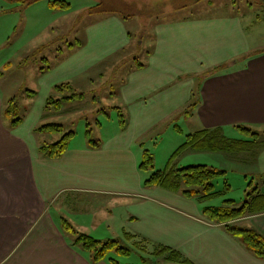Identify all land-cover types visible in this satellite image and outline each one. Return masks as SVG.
<instances>
[{"label":"crops","instance_id":"crops-1","mask_svg":"<svg viewBox=\"0 0 264 264\" xmlns=\"http://www.w3.org/2000/svg\"><path fill=\"white\" fill-rule=\"evenodd\" d=\"M50 1L48 6L55 12ZM66 1L69 6L62 12L71 8L70 0ZM82 1L73 29L79 37H70L50 58L43 57V65L33 63L35 86L24 82L25 88L11 97L10 87L0 82V264H109L107 259L92 263L89 253L74 243L75 235L61 223L64 218L75 231L91 235L90 215L95 218V212H110L118 226L115 232L133 235L132 242L142 250L151 254L157 246L175 250L180 259L171 262L264 264L240 237L203 214L207 201L145 185L147 176L143 178L139 169L146 134L181 115L194 100L197 104L190 117L199 126L188 133L214 128L225 132L238 124L264 125V51L254 53L264 46L256 33L248 32L245 20L252 23L255 18L243 9L245 3ZM97 4L101 7L90 11ZM63 18L65 22L71 16L64 13ZM65 26L67 33L70 24L65 22ZM137 34L141 42L147 40L144 60L133 57L129 66H123L117 59L115 73L120 74L122 66L127 70L113 85L115 80L105 77L104 64L133 46ZM217 65L224 67L204 76ZM95 79L109 90L114 86L110 94L119 101L114 105L121 115L118 123L97 142L87 140L92 134L87 130L82 140L72 133L60 157H47L41 146L55 142L57 133H63L60 123L61 132L42 128L58 123L47 114L49 97L56 93L63 102L84 101L86 93L78 88ZM62 83L69 85L57 91ZM13 100L17 104L14 115L5 112ZM18 100L23 101L22 110ZM61 107L60 102L54 108L58 112ZM92 110L95 115L106 114V109ZM12 116L19 120L14 122ZM96 125L102 130L101 122L96 120ZM187 150L193 149L181 153ZM87 210L91 212L86 214ZM234 223L264 236V211ZM153 255L169 261L166 254Z\"/></svg>","mask_w":264,"mask_h":264},{"label":"rangeland","instance_id":"rangeland-1","mask_svg":"<svg viewBox=\"0 0 264 264\" xmlns=\"http://www.w3.org/2000/svg\"><path fill=\"white\" fill-rule=\"evenodd\" d=\"M164 1L170 4L169 2L174 0ZM191 1L188 0V2ZM246 1H251V3L246 4ZM69 2L71 8L68 9V12H62V9L57 7H53L56 10L52 12L47 0H0V72H2L0 82L2 86L8 85L10 87L11 97L18 94V90L21 92L25 88L23 86L24 82H29L31 86H35L34 79L36 76L31 74V69H35L34 62L43 65V57L50 58L52 53L54 54L58 51L56 50L58 47L66 45L70 37H79L80 33L73 31V29L76 28V22L81 16L76 11V8L80 5L83 6L84 2L82 0H70ZM236 2L239 3V6L241 3H245V6L242 4L243 9L249 10V14L255 18L252 23L245 20L248 25V32L250 34L256 33L261 39L259 40L258 38V41L262 42L261 45L264 46L263 1L236 0ZM64 13L72 18L65 21L70 24V30L67 33H64L63 29V27L66 28L65 18H63ZM49 20H52V25H47ZM45 25L47 26L46 29H44ZM81 27L82 24L78 26L79 29ZM146 44L147 40L145 39L144 42H141L140 34H137L133 46L120 51L116 54L117 57L113 56L104 64L106 66L105 77L114 79L115 82L112 83L114 85L116 80L119 77L121 78L127 70V67L123 66H129L134 60L132 59L133 57H137L140 61L144 60L147 50ZM117 59L119 62H123L120 74L117 70L115 73L114 69ZM5 64L9 65L5 67ZM112 84L109 87L111 91L114 88ZM78 89V91L86 93L84 101L63 102L61 95L51 94L48 99L50 104L46 105L47 114L51 120L53 119L62 124L63 133L71 131L75 133L76 140H82L85 139V130H87L90 134L92 133L87 137V140L91 139L97 142L102 136H108L112 132V127L115 123H118L119 110L114 105L118 104L119 101L114 94H110L111 91L108 87H104L97 79L91 84L82 82L81 87ZM57 98L62 99V107L58 112L53 106L54 102H51ZM18 101L20 102L19 108L22 110L23 101ZM96 107L106 109V114L95 115L92 109ZM16 117L18 116L10 118L14 120ZM170 118L163 121L162 124H158L153 131L148 132L143 138L144 149L147 148L153 158V166L141 172L143 178L155 170L162 169L170 155L179 146V140L182 142L190 130L199 126L196 118L186 117L183 114ZM96 120L101 122L102 130H99L100 127L96 125ZM238 126L248 127L242 124L234 125L230 130L225 131L224 134L230 138H252V135L241 130ZM179 127H181V132H178ZM251 128L259 133V139L262 141L256 147L248 148L241 152L187 150L174 159L172 164L176 167L200 163L225 171L214 179V189L219 191L220 194L208 200L206 204L219 206L224 204L223 201L225 199H234L235 203L233 205L240 206L243 201L248 199V193H251L254 187L257 188V191L262 192L264 190V125H255ZM61 135L62 133H57V140ZM46 137L49 139L53 138V136ZM142 160L143 155H141L140 161ZM226 183L229 185L227 190H225ZM87 212L91 211L87 210L86 214ZM94 214L96 215L95 218L91 216L92 214L90 215L91 221L94 222L93 231H91L93 237L102 242L116 238L119 240L120 245L130 249L129 255L116 254L114 252L108 253L106 259L109 264H153V262L155 264H180L164 260L161 257L154 258L151 252L142 250L132 240L124 238L123 235L120 236L119 233L115 232L118 231V226L112 219L110 212L105 214L95 212ZM110 257L116 260L117 263L110 260Z\"/></svg>","mask_w":264,"mask_h":264},{"label":"trees","instance_id":"trees-1","mask_svg":"<svg viewBox=\"0 0 264 264\" xmlns=\"http://www.w3.org/2000/svg\"><path fill=\"white\" fill-rule=\"evenodd\" d=\"M29 1V0H22ZM49 4L52 7H57L60 9H66L69 6L65 0H51ZM101 6L97 4L90 8V11L97 10ZM257 50L254 53L262 52ZM253 54V53H251ZM224 66L217 65L212 67L209 71L205 73L204 76L214 73H218ZM69 83H62L56 86L57 91L62 89V87L68 86ZM71 96H82V93H73ZM67 96L66 99L71 98ZM51 100H53L51 98ZM61 99H56L54 101V107L59 108ZM47 104L50 102L47 101ZM197 101H192L181 114L186 117L190 116L192 110H194ZM17 111L16 102L10 101L9 106L5 109V112L15 114ZM119 116H121L119 114ZM16 118L14 122L18 121ZM120 123L123 124L124 121L120 118ZM42 128L49 132H61L62 126L59 123H46L42 125ZM246 133L252 135L251 139H238L230 138L224 134L222 128L214 129H200L191 133H187L183 142L174 150L170 155L166 165L162 169H158L150 173L144 180L145 185L159 186L171 191L179 192L181 195L187 198H197L200 201H208L219 195V191L214 189V179L219 175L223 174L225 171L214 166H209L207 164H188L182 167H176L173 163L174 159L185 149H193L195 151H211V152H241L248 148H253L262 143L259 139V133L253 131L251 127H239ZM72 132L62 133L61 137L52 143L43 144L41 150L43 153L50 158L60 157L64 150L67 148L68 140ZM143 160L139 163V169L146 171L153 166V158L148 150L143 151ZM228 184H225V190L228 189ZM224 204L216 205H205L203 207V214L212 222L217 224H223L225 230L235 236L240 237L245 245L250 249L255 255L264 259V236L255 230L243 228L234 223L235 220L244 217L248 214L257 213L264 211V193L257 191L254 187L251 193H248V199L243 201L240 206H234V199H225ZM62 226L65 230L75 235L74 243L78 245L82 250L89 253L90 261L92 263L99 262L106 259V255L110 252L116 254L129 255L130 249L126 246H122L119 240L108 239L102 242L88 233L77 232L73 226L66 220L62 219ZM124 238L129 240L133 239V235L129 233H124ZM136 246L138 243L133 242ZM155 255H164L169 261H177L180 259L179 253L167 246H157L152 251ZM110 260L117 263L116 260L110 257ZM154 264V263H153Z\"/></svg>","mask_w":264,"mask_h":264}]
</instances>
